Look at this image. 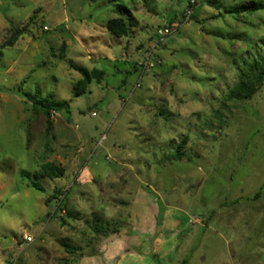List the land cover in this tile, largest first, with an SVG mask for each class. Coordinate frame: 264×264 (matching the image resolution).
Returning a JSON list of instances; mask_svg holds the SVG:
<instances>
[{
	"label": "rangeland",
	"instance_id": "1",
	"mask_svg": "<svg viewBox=\"0 0 264 264\" xmlns=\"http://www.w3.org/2000/svg\"><path fill=\"white\" fill-rule=\"evenodd\" d=\"M251 2L197 0L157 44L187 0H0V264H87L115 244L138 254L120 264H264V86L226 99L264 55V10L229 13ZM74 68L105 75L76 98ZM27 96L70 111L48 127Z\"/></svg>",
	"mask_w": 264,
	"mask_h": 264
},
{
	"label": "trees",
	"instance_id": "2",
	"mask_svg": "<svg viewBox=\"0 0 264 264\" xmlns=\"http://www.w3.org/2000/svg\"><path fill=\"white\" fill-rule=\"evenodd\" d=\"M121 9V8H120ZM264 10V4L262 3H248L246 6H237L233 8L229 13L242 15L243 13H255ZM106 30L115 38H122L128 35L129 27L124 18L109 19L105 23ZM12 37H16V33L12 34ZM82 77V80L74 85V97H80L86 92V87L95 78H101L105 74L104 72L96 69L88 71L85 68H74ZM238 83L228 92L226 99L231 102H243L250 100L260 88L264 86V55H257L243 60L242 66L238 69ZM31 102L34 109L41 112L45 118L48 127L51 126L52 113H69L70 106L67 102H57L47 96L45 98L37 99L34 96L26 97ZM184 147V141L179 143L178 148L168 156L170 161H180L182 158V151ZM41 173L44 177L53 180L63 177L65 170L62 167L56 166L51 163H45L41 165ZM21 177L30 180V175L22 171ZM32 187L37 191H43L42 185L38 181H31ZM67 194H64L59 199L56 210L67 212V216H70V212L66 211V202L68 201ZM53 199V197H52ZM47 203L51 202V198L46 200ZM72 217V216H71ZM94 233L106 234V230L103 227H94Z\"/></svg>",
	"mask_w": 264,
	"mask_h": 264
},
{
	"label": "crops",
	"instance_id": "3",
	"mask_svg": "<svg viewBox=\"0 0 264 264\" xmlns=\"http://www.w3.org/2000/svg\"><path fill=\"white\" fill-rule=\"evenodd\" d=\"M144 253V251H143ZM128 254V255H127ZM142 256H146L141 254ZM152 256L153 253H149L148 256ZM136 256H138V254L133 253L132 251L126 250V251H122V249H120L118 247V245H114L113 248H108L107 252L105 254H100L99 256H94V257H83V259L87 260V263L89 262V264H97L98 262H100V260L102 259L104 261L105 264H109L108 262L111 260L112 263L114 264H120L123 260H125L126 258H133L135 259ZM82 259V260H83ZM83 260V261H84Z\"/></svg>",
	"mask_w": 264,
	"mask_h": 264
},
{
	"label": "built area",
	"instance_id": "4",
	"mask_svg": "<svg viewBox=\"0 0 264 264\" xmlns=\"http://www.w3.org/2000/svg\"><path fill=\"white\" fill-rule=\"evenodd\" d=\"M196 3H197V0H187L188 9L181 16H178L176 18V21L173 24H171L169 27H165V28L160 29L158 31L159 40L157 41V44L161 43V41L164 37H167V36L171 35L172 33H174L177 30L178 24L180 22L186 23L190 20V17L192 16L193 8L196 5ZM153 49H154V46H153ZM148 66H149L148 61H146L142 67L144 70H147ZM27 241L31 242V239L27 238Z\"/></svg>",
	"mask_w": 264,
	"mask_h": 264
}]
</instances>
